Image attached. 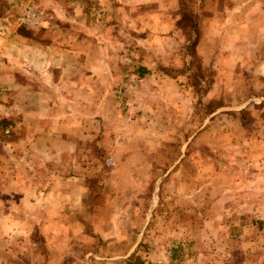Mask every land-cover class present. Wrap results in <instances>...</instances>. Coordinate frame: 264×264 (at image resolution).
<instances>
[{
	"label": "rangeland",
	"instance_id": "1",
	"mask_svg": "<svg viewBox=\"0 0 264 264\" xmlns=\"http://www.w3.org/2000/svg\"><path fill=\"white\" fill-rule=\"evenodd\" d=\"M102 1L104 13L82 1L72 13L85 10L92 31L120 46L118 78L94 100L104 106L76 115L61 134L28 131L19 110L29 100L7 98L0 83L6 187L51 177L73 192L58 199L67 212L56 211L71 219L72 264H94L95 253L119 255V264H264V0ZM27 8L35 18L24 25ZM8 10L15 43H51L50 26L75 27L77 43L86 38L83 19L50 16L33 1L0 0ZM143 64L147 74L137 79ZM40 213L8 211L22 219Z\"/></svg>",
	"mask_w": 264,
	"mask_h": 264
},
{
	"label": "crops",
	"instance_id": "2",
	"mask_svg": "<svg viewBox=\"0 0 264 264\" xmlns=\"http://www.w3.org/2000/svg\"><path fill=\"white\" fill-rule=\"evenodd\" d=\"M6 1L9 4L33 1L39 9L47 10L45 12L50 16L49 12H52V16L57 18L83 19L82 29L86 38L81 43H77L76 37H71L76 30L71 26L48 27L45 31L56 36L51 43H25L19 39L15 43L11 36L19 37V32L7 23L10 11H0V83L8 89L7 98L10 95L12 98L24 96L25 100H29V103H23L24 109L19 110L23 116L19 124L24 125L28 131L67 132L76 125V115L83 116L88 110L104 106L102 101L95 104L94 100L104 99L106 93L112 90L110 86L118 78L116 70L119 67L117 56L120 50L114 41L108 44L104 41L102 29L92 31L85 10L78 17L72 11L78 8L75 4L81 1L85 3L83 9L90 4L101 5L97 11L104 13L108 7L102 5V0ZM123 5L128 4L111 5L110 11L122 10ZM103 13L100 14L102 17L108 16ZM92 38H97V41L90 42ZM137 70V79L147 74L144 64ZM88 100L93 101L89 103ZM1 112L8 115V110ZM50 178L42 186L33 187L26 185L25 180L19 183L16 181L15 186L9 189L5 185V174L0 172V264H21L20 261L29 258H34L35 264L73 263L72 235L66 232L71 219L56 218L57 208L67 212L68 207L67 203L62 205L63 202L58 199L73 192L54 186ZM10 205H14L16 210L20 205L22 208L42 211L40 215L43 212L47 214L44 218H14L8 214ZM231 224L232 221L226 218L222 226L227 229ZM93 227L94 232L102 238L103 233L97 229L96 224ZM35 228H38L37 234ZM225 232L224 235L228 237ZM91 257L94 264H119L116 260L119 255L112 254L106 259L95 253Z\"/></svg>",
	"mask_w": 264,
	"mask_h": 264
},
{
	"label": "built area",
	"instance_id": "3",
	"mask_svg": "<svg viewBox=\"0 0 264 264\" xmlns=\"http://www.w3.org/2000/svg\"><path fill=\"white\" fill-rule=\"evenodd\" d=\"M34 18H35L34 12L30 8H27L24 11L23 15L18 19V21L21 24L29 25V24L32 23V21L34 20Z\"/></svg>",
	"mask_w": 264,
	"mask_h": 264
},
{
	"label": "trees",
	"instance_id": "4",
	"mask_svg": "<svg viewBox=\"0 0 264 264\" xmlns=\"http://www.w3.org/2000/svg\"><path fill=\"white\" fill-rule=\"evenodd\" d=\"M126 264H132L131 262H127Z\"/></svg>",
	"mask_w": 264,
	"mask_h": 264
}]
</instances>
